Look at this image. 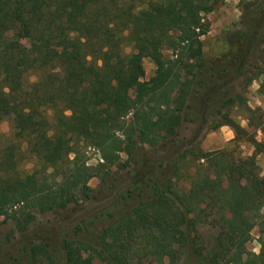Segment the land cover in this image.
<instances>
[{
    "label": "trees",
    "instance_id": "1",
    "mask_svg": "<svg viewBox=\"0 0 264 264\" xmlns=\"http://www.w3.org/2000/svg\"><path fill=\"white\" fill-rule=\"evenodd\" d=\"M222 1L0 0V121L13 117L17 140L0 147V214L20 204L41 212L66 207L79 195H89V180L97 171L103 175L113 165L128 167L121 152L132 156L141 143L167 144L176 136L193 78L206 65L201 36L210 24L204 14ZM136 9L135 23L122 20ZM25 38H32L31 43ZM238 56L236 50L220 57L226 75L227 63L241 66ZM145 58L157 66L150 79H145ZM184 71L192 80L181 79ZM238 98L228 96L223 105ZM221 113L237 134L243 131L229 112ZM89 145L102 153L104 161L96 166L87 163ZM192 152L202 161L190 187L174 188L172 175L179 176ZM25 159L37 161L32 172L20 168ZM153 165L146 174L148 194L105 227L96 244L66 240L64 264H93L94 259L152 263L141 256H151L157 264H181L192 244L211 264H264V175L254 156L183 150L169 162L173 172L167 188L161 183L165 173ZM203 203L225 216L218 224L219 247L209 253L187 231L196 228L190 213L204 209ZM26 216L18 219L20 229L34 217L32 211ZM256 226L262 230L259 253L248 248ZM83 250L90 255L83 256ZM32 251L35 260L54 263L47 241L35 242Z\"/></svg>",
    "mask_w": 264,
    "mask_h": 264
},
{
    "label": "rangeland",
    "instance_id": "2",
    "mask_svg": "<svg viewBox=\"0 0 264 264\" xmlns=\"http://www.w3.org/2000/svg\"><path fill=\"white\" fill-rule=\"evenodd\" d=\"M204 17L210 24L209 32L201 36L206 65L193 78L189 106L184 109L178 134L168 139L167 144L153 146L148 142L141 143L132 156L121 152V160H129V166L122 169L115 165L107 167L109 170L103 175L100 173L102 170L97 171L98 175L89 180L92 188L89 195H79L77 201L66 207L41 212L33 206L20 204L0 214V264H50L45 258L35 260L33 257V244L40 241L49 243L54 258L52 264H64L66 240L96 244L105 227L148 194L150 181L146 174L151 163L159 173H165L161 175V183L167 188L165 183L173 172L169 162L183 150H227L236 158L254 156L261 175H264V0H225ZM137 19V9L128 10L122 18L129 25ZM24 41L30 44L32 38H25ZM236 50L239 51L241 66L237 69L236 64L227 63L229 74L226 75L222 70L226 65L221 66L220 57ZM127 51H131L130 46ZM164 52L173 57L172 50ZM144 66L145 79H150L155 75L157 66L151 58H145ZM192 77L184 71L181 79L192 80ZM232 95L239 98L229 106L223 105L224 100ZM136 97L137 91L133 90L130 98L134 100ZM221 112H229L230 118L243 131L237 134L231 125L224 123L226 119ZM12 142L17 140L13 135V117L8 116L0 121V147ZM26 147V142H23L22 149ZM85 149L90 166L104 161L101 151L95 146L89 145ZM196 154L188 153L179 176L172 175L174 188L189 189L196 167L202 161L194 159ZM157 162L164 164L161 166ZM36 166L35 159H25L20 163V168L29 172ZM201 207L204 209L190 213L197 225L196 228H187V231L200 245L208 247L206 253H209L219 247L217 237L222 231L218 224L224 223L225 216L207 203ZM29 211L34 215L33 220L25 229H20L18 219L25 221ZM261 231L259 226L252 230V239L248 244L252 252L259 253L261 250ZM194 246L190 245L183 253L181 264H211L206 255L196 254ZM81 254L89 256L90 252L83 250ZM141 258L146 263L151 258V264H157L151 256ZM93 264L113 263L94 259Z\"/></svg>",
    "mask_w": 264,
    "mask_h": 264
}]
</instances>
